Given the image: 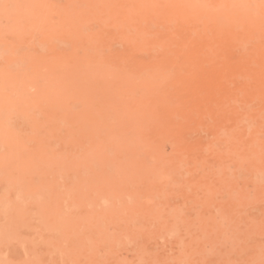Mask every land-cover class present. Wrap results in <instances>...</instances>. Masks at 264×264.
Returning a JSON list of instances; mask_svg holds the SVG:
<instances>
[{
  "label": "bare ground",
  "instance_id": "6f19581e",
  "mask_svg": "<svg viewBox=\"0 0 264 264\" xmlns=\"http://www.w3.org/2000/svg\"><path fill=\"white\" fill-rule=\"evenodd\" d=\"M214 60L216 80L195 79ZM171 80L213 130L178 160L155 140L178 112ZM99 187L133 220L182 219L178 264H264V0H0V264H47L56 194Z\"/></svg>",
  "mask_w": 264,
  "mask_h": 264
},
{
  "label": "rangeland",
  "instance_id": "374dc122",
  "mask_svg": "<svg viewBox=\"0 0 264 264\" xmlns=\"http://www.w3.org/2000/svg\"><path fill=\"white\" fill-rule=\"evenodd\" d=\"M25 23L23 24L25 25ZM24 41L25 40L21 38L19 42L20 51L25 50L27 48V45ZM214 61L215 63L214 62L212 63V61L210 62L208 61L205 63L206 64L205 69H203L204 71H202V73L199 74L200 76L193 74L194 77L196 76L195 79L201 76H204L203 78H206L211 82L213 80L215 81L217 77L216 74H218L220 71L218 68L221 67L222 69L223 67L222 66L223 61L221 60H214ZM213 64H214V67H213ZM164 67H162L163 68L162 71H165L166 73L167 70L168 71L170 70V73L167 71L168 72L167 75L170 74L168 75L170 77L171 75H173L171 78L172 80L175 81V73H174L175 70L171 69L170 66H164ZM212 68L215 71L212 70ZM190 77L191 79L194 78L192 77V75ZM172 80L170 81V83L169 82L167 83V86H166L167 88L166 87L165 88L167 89L166 91L168 92V93L166 92L167 95H169L170 93L169 97L170 96H174L173 98L176 97L175 98L176 100L174 99V101L176 102V106L178 110L176 114L177 116L174 115L172 117V120L170 121L171 126L163 128L162 129L163 131L161 129L159 132L157 131L158 133H160L159 134L160 136L159 135L157 137L155 136V140L157 143L160 144V141L158 140H159V137L161 136L162 137L160 138V140L163 139L164 136H163V133H161V131L164 132L165 140H163V142L161 141L163 145L157 144L158 146L157 145L156 146L161 150V152L167 158L169 157L171 159H174L173 157H176L175 160H178L177 157L179 156L175 155L174 153L176 151L177 152L176 154H179L181 152L179 151L180 147L181 148L183 147L182 149L183 153L192 151L191 149L192 146H189V145L187 147L188 150L184 149V143L185 145L186 143L196 144V140H197L198 141L197 144H199L202 142L209 141V139L211 140L212 138L211 135H213V130L211 129L212 128L211 126H207L206 124L202 125L200 124L199 120L197 122L196 118L198 119V116L192 115L193 113L191 114L192 110L194 109L198 111L197 109L200 107L201 103H198V100L191 98L192 97L191 94L187 92L183 94L184 91H180V87L178 86L179 84L175 83L176 81L173 82ZM172 84L174 85V88H172L173 87ZM178 87H179V90H178ZM175 91L179 93L181 92L180 93L181 96L179 93ZM176 93L178 96L176 95ZM183 95H186V96L188 95V96L185 97ZM225 100L223 101L224 104H227L230 102L229 99H225ZM179 101L181 102L179 103ZM187 102L189 103L188 105H186ZM178 104L180 105V108L178 107ZM186 109H190V111ZM181 110H183L184 112L182 111V113L180 114ZM185 110L188 111L187 113H189L187 117H186L187 114ZM181 115L183 116L180 117ZM184 117H186V119ZM190 119L191 120L193 119V122ZM185 120H188L189 123L187 121H186L187 123H185L184 122ZM208 120L210 123L214 122L212 118L210 117ZM216 121L214 122L215 125H217L218 123V126H221L224 128H228L233 124V122L230 120V117H227V118L219 117V120H216ZM175 122L177 123L184 122V123L183 124L178 123L179 124L178 125ZM226 123H228L229 125ZM194 124L197 127L195 126L194 128ZM190 125L191 127L193 126V128H190ZM172 126L174 127V130ZM205 126H206V129H205ZM167 128L171 132L169 131L168 133ZM182 128L184 129L186 128V129L183 130ZM203 129L206 132V134L204 133V131L201 132V130ZM182 130L183 132H181ZM151 133L148 134V137L151 139L149 140L151 141L152 145H155L156 142L154 141V137L150 136ZM153 133L155 134L154 131ZM154 134L152 135L154 136ZM173 135H174V138L172 139ZM199 135L200 136L202 135L203 137L201 136L202 138H200ZM197 137L198 139H193ZM204 137H207L206 138L207 140L203 139ZM166 139L168 141H166ZM176 141L179 142L177 144L178 148L176 145L177 143ZM153 142H155V144ZM166 142L167 143L169 142V144H165ZM164 144H165V147H164ZM171 144L176 145L175 149H173V145ZM171 148L174 151L170 152L172 154H169V150H171ZM166 153L169 154L170 156H167ZM171 155H173V157ZM179 168L180 167L178 166L169 167V169L171 170L169 172L170 174H173L174 179H178L180 175L182 176L184 174L182 173L184 172V170L182 168H180L181 169L180 170ZM28 169L21 168L20 170H22V173H27V174L33 171L32 169L31 171L30 169L29 170ZM112 174L117 175V172H112ZM52 178H53V181L55 179H58L54 175H52ZM66 179H67V176H65L64 179L60 180L61 185H65V184L67 185ZM112 180H114V178ZM112 189L115 190L117 189V187L113 186ZM111 191H112L111 189L107 190V188L104 189L101 187L95 188L93 190L85 189L84 193L77 197L76 192L70 189L69 194L65 193V196H59L56 194L55 198H54V192H53L51 196L52 197L51 200L53 201V198H54V201L59 200V202L63 203V205H54L52 212H51V215H56V216L55 217L52 216L50 218L51 231H50L49 238L51 242V248H50L51 251L49 250L48 251L49 253L47 252L46 256L44 257V261L46 258H49V259H46L45 263L47 264H153V263L154 264H178V262L175 259L176 255L178 254L177 247L175 246L173 239L170 240L168 238L178 237V235L180 236V233L183 227V220L178 219V217L169 219L165 221V223L163 224L164 229L163 228L158 229V228H155V226L151 225V220L153 221V215H149V214H146V216L135 215L134 217L135 220H133L131 216L128 218L125 214L126 207L123 205L122 202L120 206L118 205L119 203L115 205L114 200L118 196L111 194L112 193ZM169 198H170L169 200L170 208L176 205L175 202L178 203L182 200V198L180 197V194L171 196ZM144 199H145V195L143 196V200ZM263 202L264 200H260L257 203L259 207L264 205ZM174 213H175L174 211H171L169 214L170 217L174 216ZM125 217L127 218L125 219ZM132 221L135 223L134 230H130L127 228L129 224H132ZM226 225L227 223L225 222L224 226ZM229 231H227L226 236L230 235ZM220 244L222 245L223 248L229 249L231 247V240L225 238L224 240H222ZM203 245H205L207 249H210V244L207 241L203 242ZM164 255L168 257H164ZM152 256L156 258L155 262L151 261Z\"/></svg>",
  "mask_w": 264,
  "mask_h": 264
}]
</instances>
